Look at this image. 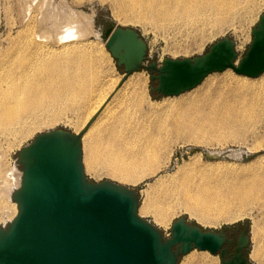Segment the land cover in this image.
<instances>
[{
    "label": "rangeland",
    "instance_id": "rangeland-1",
    "mask_svg": "<svg viewBox=\"0 0 264 264\" xmlns=\"http://www.w3.org/2000/svg\"><path fill=\"white\" fill-rule=\"evenodd\" d=\"M234 13V15L226 16V24L221 27L190 21L187 19L188 17H163L161 15L145 23L137 21L132 14L121 11L115 5L114 0H0V64L7 57L6 48L19 43L22 39L24 41L23 36L28 32V26H32L36 31H43L45 39H48L50 43L52 42L50 45L51 52L37 53L34 56L40 58L43 55L54 54L63 57V55L74 56V53L84 52L89 56L93 69L98 72L96 85L88 92L86 99L77 108L72 106L61 107L58 117L54 121H46V119L42 124H34L23 136L10 133L0 134V199L5 204L4 207H0V227L6 226L17 212L16 205H13L12 199L6 195L10 188H7L8 182H10L9 173L12 170L20 171L21 166L17 160L18 152L38 133L56 128L72 132L79 131L93 110L100 106L98 100L107 98L115 90H119L122 97H118L111 103L112 113L106 117L100 116L97 127L91 129L93 137L89 138L90 141L84 139L82 142L85 167L88 143H95L96 141L100 147L110 145L112 136L109 125L116 121L114 117L117 115L128 118L125 123H122L124 126L120 124V127L122 126L126 133L130 129H137L140 134H134V138H138L137 140L142 143V137L149 133L159 135L156 132L157 128H155L157 118L169 117L174 110L173 107H176L182 100L197 95L200 90L212 87L218 82L238 81L257 85L264 79V72L256 77H248L227 68L208 74L198 85L178 95L164 96L151 90V87L157 85V81L150 80L148 71L143 68L136 71L137 74H143L146 78V100L143 104H139L136 94L131 91V88H126L130 90L128 91L130 94L127 98H125L126 96L123 97L122 88L125 90V87H123L122 82L127 77H124L123 68L116 65V60L112 58L97 34L100 35L111 25L137 29L146 43L147 50L144 63L148 64L154 61L158 66L166 57L184 58L201 55L208 50L212 43L227 36L235 42L237 52L235 64H238L251 42L252 28L257 25L260 14L264 13V0L243 1L235 7ZM77 15H80L82 19H77ZM86 18L88 21L85 20ZM67 20L68 25L66 24ZM79 20L90 23L88 25L91 32L87 34L86 39L77 43L67 42L64 47H61L63 44H57L58 41L56 42L55 37L58 38V34L63 31V28L66 27L65 30L67 31L77 28L79 23L75 25V22H79ZM33 61L35 59H31L29 62ZM109 122L111 123L109 124ZM168 142L172 144L171 146L170 143L168 145L171 152L164 148V151L161 150L158 171L155 174H147L141 181L127 183V181L119 180L103 170L91 172L85 168V174L89 180L94 182L110 180L134 189L139 197V206H144L147 202L154 206L156 198L157 200L159 198L164 199L165 203L173 210L170 211L163 224L155 222V212L152 209L142 216L154 223L166 237L170 236L173 221L180 217H184L188 222L205 230L233 233V238L237 235L233 230L234 226H245L249 242L244 249V254L250 264H258V254L264 253V209L251 204L250 207H246L247 216L236 221L204 222L184 207V201L180 198L183 188L181 189L180 186L174 184H179V177L187 173V175H192L194 179L189 185L212 187L213 192L219 195L221 191L218 183L231 182L236 178L253 173L262 174L264 172V121L250 124L247 134L242 138L228 136L203 142L174 140ZM132 145L134 146V144ZM166 154L169 155L168 158ZM235 246L234 242L232 248ZM201 254L207 258L212 257L214 264H220L219 254H211L209 251L199 249H192L187 254L181 255L178 264H199L198 257ZM253 254L255 257L252 256Z\"/></svg>",
    "mask_w": 264,
    "mask_h": 264
},
{
    "label": "water",
    "instance_id": "water-1",
    "mask_svg": "<svg viewBox=\"0 0 264 264\" xmlns=\"http://www.w3.org/2000/svg\"><path fill=\"white\" fill-rule=\"evenodd\" d=\"M251 36L238 64L235 42L226 36L201 55L166 57L158 66L144 63L146 43L137 29L111 25L101 33L124 77L144 68L150 80L157 81L151 90L164 96L178 95L227 68L248 77L260 75L264 13ZM94 117L78 132L56 128L38 133L19 150L21 181L11 195L17 212L0 227V264H178L192 249L219 254L220 264H250L244 254L249 242L245 230L232 252L222 247L232 242L224 231L205 230L184 217L173 221L166 237L138 213L134 189L110 180H89L82 136Z\"/></svg>",
    "mask_w": 264,
    "mask_h": 264
},
{
    "label": "bare ground",
    "instance_id": "bare-ground-1",
    "mask_svg": "<svg viewBox=\"0 0 264 264\" xmlns=\"http://www.w3.org/2000/svg\"><path fill=\"white\" fill-rule=\"evenodd\" d=\"M243 1L247 0H114L121 11L132 14L137 21L147 23L159 15L178 16L218 27L226 24V16L234 15L235 7ZM77 16V19L81 18L80 15ZM87 21L79 20L75 22V25L79 23L77 28L67 31L65 27L63 31L60 30L62 31L58 34L60 37H55L57 44H63L61 47H64L67 42L77 43L85 40L87 34L91 32L88 25L90 23ZM66 24L68 25V20ZM27 29L30 32L23 36L24 41L22 39L19 43L6 48L7 57L0 64V134L23 136L34 124H42L46 119L54 121L61 107L77 108L86 99L98 79V72L93 69L89 56L84 52L63 57L54 54L43 55L44 57L40 58L34 56L37 53L51 52L52 42L45 39L43 31H36L32 26H28ZM97 36L101 39V34ZM31 59L35 61L29 62ZM134 73L122 82L125 87V90L122 88L123 97L127 98L130 94H128L130 90L126 88H131L138 103L143 104L146 100V78L143 74ZM119 92L115 90L107 98L98 100L100 106L93 110L79 129L80 131L95 116L84 132L82 142L93 137L91 129L97 127L100 116L106 117L112 113L111 103L122 97ZM173 108L169 117L156 119L155 128L159 135L149 133L142 137V143L137 140L138 138H134V134H140L137 129H130L126 133L122 128L124 126L122 123L128 118L123 115L115 116L116 121L112 122L113 124L109 122L112 136L110 145L100 147L96 141V144L88 143V156L84 168L91 172L103 170L127 183L136 182L141 181L147 174H155L158 171L161 150L164 148L167 151L169 143L172 145L168 141L203 142L228 136L242 138L247 134L250 124L264 121V79L257 85L238 81L218 82L212 87L200 90L192 98L182 100ZM21 174V169L9 173L10 182L6 184L7 188L10 187L6 193L9 198L20 185ZM179 178L180 183L174 185L183 188V191L180 189L182 191L180 198L184 201V207L204 222L236 221L247 216L246 207L251 204L264 209V172L249 174L227 183H218L221 191L219 195L213 192L212 187L189 185L194 180L192 175L186 173ZM165 202L164 199L156 198L154 206L148 202L143 203L144 206H138V213L142 216L152 209L155 212V222L163 224L173 210ZM3 203L4 201L0 199V207L5 206ZM12 204L16 205L13 200ZM252 256L255 257L254 254ZM198 260L199 264H214L212 257L207 258L203 254ZM258 264H264V253L258 254Z\"/></svg>",
    "mask_w": 264,
    "mask_h": 264
},
{
    "label": "flooded vegetation",
    "instance_id": "flooded-vegetation-1",
    "mask_svg": "<svg viewBox=\"0 0 264 264\" xmlns=\"http://www.w3.org/2000/svg\"><path fill=\"white\" fill-rule=\"evenodd\" d=\"M234 232L235 233H237V235H236V237L235 238H233L232 237V234L233 233H225V235H226V237L228 238V239H231L233 242H231V243H227V242H225L224 244H223V246L222 247H226V248H228L229 249V251L230 252H232V250L234 249V248H232V245H233V243L235 242V244H236V242H237V238H238V236H239V234L241 233V231H243V230H245V232H246V229H245V226H239V225H236V226H234Z\"/></svg>",
    "mask_w": 264,
    "mask_h": 264
}]
</instances>
